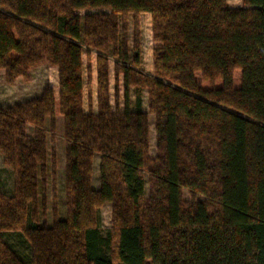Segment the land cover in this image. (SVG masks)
Here are the masks:
<instances>
[{"label": "trees", "instance_id": "obj_1", "mask_svg": "<svg viewBox=\"0 0 264 264\" xmlns=\"http://www.w3.org/2000/svg\"><path fill=\"white\" fill-rule=\"evenodd\" d=\"M244 2L0 0V68L8 81L28 79L44 63L59 75L58 94L47 86L39 98L0 107V153L15 175L13 196L0 191V264H264V0ZM141 13L151 14L161 43L153 76L141 70ZM84 48L97 53V112L84 109L85 72L88 83L92 73ZM109 55L119 59L115 107ZM57 116L64 118L66 214L55 207L46 225L40 189ZM106 203L112 227L104 232ZM11 232L28 244L27 258L4 240Z\"/></svg>", "mask_w": 264, "mask_h": 264}, {"label": "rangeland", "instance_id": "obj_2", "mask_svg": "<svg viewBox=\"0 0 264 264\" xmlns=\"http://www.w3.org/2000/svg\"><path fill=\"white\" fill-rule=\"evenodd\" d=\"M227 5L229 8H240L245 7L246 4L244 0H227ZM84 13V11H81ZM145 24V22H144ZM150 28L149 30V44L152 43L153 31L152 29V19L150 18L149 24H147ZM121 26L124 24L121 22ZM127 32H128V40L130 41V47L133 44V20L132 15L130 16V20L127 23ZM124 26V27H125ZM141 26V22H140ZM147 29V28H146ZM152 34V38H151ZM142 38V34H141ZM144 56L146 55V48L144 50ZM87 49L84 48L83 52V62L85 67L91 64L92 73H91V82L88 83V73L85 72V96H84V109L88 111L90 108L97 110L98 109V83H97V53L90 52V56L86 54ZM109 61V72H110V99L112 106L115 107V64L119 62L117 57L108 56ZM45 64V63H44ZM49 64V63H46ZM41 65V64H40ZM39 65V66H40ZM43 65V64H42ZM38 66V65H37ZM41 68L37 71L38 74H43L40 72ZM40 72V73H39ZM51 72V71H50ZM59 75L56 69V94H58L59 90ZM122 75L120 77V106L123 108V79ZM26 79V78H24ZM29 79V78H28ZM26 79V80H28ZM132 100L135 98L134 95V88L131 90ZM148 93L147 90L143 93V106L144 109L149 111V104H148ZM58 117V118H57ZM56 117V133L51 135L48 133V157H49V172L46 177V185L40 189V224L51 225L53 222V210L57 207L59 217H64L66 214V192H65V177L62 171L59 169V154L60 151L65 149V140H64V118L62 116ZM50 121L51 119L48 118L46 121V128L49 130L50 128ZM155 116L152 113H149V125H150V139H149V153L151 156L157 155V135L155 132ZM55 161H54V160ZM55 162L56 171L55 175H53L52 166ZM14 181L15 175L14 173L5 165H3L2 161L0 160V191L6 194L7 196L11 197L14 194ZM96 187V184H95ZM150 184L147 175V184H146V196L150 194ZM183 198L186 202H190L192 200L191 194L189 190L183 189ZM200 200H203L204 197H198ZM112 227V204L106 203L102 208V228L104 232L109 230ZM4 240L11 246H13L19 253H21L24 257H28L29 254V247L28 244L25 242L23 237L17 232H11L7 234H3ZM148 264H151V261H147ZM115 264H120L116 262Z\"/></svg>", "mask_w": 264, "mask_h": 264}, {"label": "crops", "instance_id": "obj_3", "mask_svg": "<svg viewBox=\"0 0 264 264\" xmlns=\"http://www.w3.org/2000/svg\"><path fill=\"white\" fill-rule=\"evenodd\" d=\"M151 18L150 13H141L139 15V19L141 22V34H142V63L141 70L149 75H154V49L161 45V43L156 42L155 40L149 44V24ZM145 22V24H144ZM147 28V29H146ZM152 33V29H151ZM152 38V34H151ZM130 45V41H129ZM146 48V55L144 56V50ZM94 52V51H92ZM93 67V65H92ZM41 68L40 72L43 74H38V70ZM56 69L58 72V68L51 64H41L40 66L32 67L29 70V79H24L23 76H18L13 82H9L7 78L6 69L0 68V107H10L19 103L26 102L28 100L39 98L43 94L45 88L47 86H51L54 89L56 94ZM51 71V72H50ZM39 72V73H40ZM98 110V109H97ZM97 110L93 109L94 112ZM58 118V117H57ZM26 133L29 138H33L34 136V127L32 125H27ZM64 148V147H63ZM60 151L59 154V163H60V171L64 174L65 177V166H66V144L65 149ZM0 160L3 165L6 166L4 162V156L0 153ZM99 164L100 157L96 155L94 158L93 164V177H92V185L94 188L98 189L100 187V178H99ZM7 167V166H6ZM96 184V187H95Z\"/></svg>", "mask_w": 264, "mask_h": 264}]
</instances>
